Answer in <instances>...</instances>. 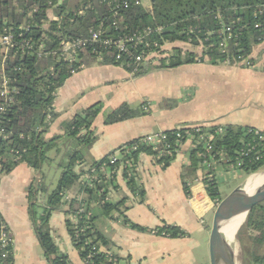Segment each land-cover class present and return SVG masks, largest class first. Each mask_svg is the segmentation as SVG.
Returning <instances> with one entry per match:
<instances>
[{
  "label": "trees",
  "instance_id": "1",
  "mask_svg": "<svg viewBox=\"0 0 264 264\" xmlns=\"http://www.w3.org/2000/svg\"><path fill=\"white\" fill-rule=\"evenodd\" d=\"M128 1L129 7L122 8L115 15L108 6L109 0H0V37L12 39L10 46L0 42V181L23 164L37 172L38 177L27 188L29 215L49 264H72L68 255L57 246L50 227V219L57 211H64L72 244L87 264H124L100 227L101 220H116L117 216L123 225L140 232H152L169 239L188 236L180 227L166 223L149 230L132 224L126 216L128 202L143 204L146 197L134 166H138L141 155H148L162 169L169 168L179 154L176 152L178 138L175 130L166 132L168 140L164 144L169 146L167 150L172 155L159 159L152 146L142 144L141 138L136 139L126 145H136L137 150L125 154L121 147L91 164L90 171L96 170V179L91 185L82 179L86 171L78 172L76 167L86 162V150L96 140L93 125L103 112V104L97 103L85 109L62 125V135L46 139L59 117L53 108L57 93L73 76L69 65L61 58V43L86 37L91 29L103 28L104 35L115 39L151 29L153 34L146 39L151 47L147 50L167 55L158 65L153 62L139 66L133 63L124 65L128 61H116L114 51H102L101 59L91 51L81 57L85 66L100 62L123 67L135 77L156 69H174L191 64H228L250 69L256 66L253 58L255 48L264 43V0H151V10L137 5L134 0ZM155 44L158 47H154ZM177 44L198 51L184 50ZM167 45L173 46L168 52L164 50ZM5 80L8 82L7 95L2 94ZM173 104L176 105L171 102L170 107ZM150 113L147 103L137 108L124 103L105 113L104 124L110 126L146 117ZM202 130L201 134L207 138L209 134L213 135L210 155L216 159L224 155L225 160L220 163L224 172H230V166L236 167L240 162L242 167L237 172L254 174L264 168V132L256 134L250 127L218 125H208ZM62 141L71 142L73 149L60 165L63 172L57 188L44 200L42 169L46 163L54 162L49 158L50 152L56 151L60 155L59 143ZM250 148L254 149L249 157H242V150ZM120 151V158L111 165L110 159ZM210 155L204 142L189 151L191 171L183 183L187 195H190L186 179L202 171L203 176H210L203 180L207 195L219 204L223 198L218 174L215 170L205 174L202 167ZM127 161L133 162L132 168L127 167L123 171L130 196L118 202L109 201L110 194L119 189L117 172ZM104 164H108L110 170H117L111 178L101 171ZM73 191L81 194L87 204L86 212L81 214L77 225L71 221L70 215L77 213L78 199L70 204L65 202V196ZM2 224L5 221L0 215V264H15L11 234L8 245L1 240ZM5 231L10 233L7 225ZM238 237L244 264H264V203L249 213ZM104 248L110 251H103Z\"/></svg>",
  "mask_w": 264,
  "mask_h": 264
},
{
  "label": "crops",
  "instance_id": "2",
  "mask_svg": "<svg viewBox=\"0 0 264 264\" xmlns=\"http://www.w3.org/2000/svg\"><path fill=\"white\" fill-rule=\"evenodd\" d=\"M172 47L167 45L166 52ZM253 58L256 66L250 69L191 64L152 70L141 77L123 67L92 62L59 89L53 105L59 117L47 139L62 135L65 122L97 103L103 104V112L93 125L96 140L86 150V162L76 167L78 172L150 134L195 125L241 126L264 132V43L255 48ZM171 102L176 105L170 107ZM124 103L133 108L147 103L151 113L106 126L105 113ZM190 149L186 144L167 169L151 156H140L139 182L146 197L143 204H133L126 214L132 224L153 230L166 223L180 227L187 237L169 239L116 220L99 222L124 264H210L213 201L205 191L202 171L186 179L190 195L185 191L184 177L191 171ZM37 177L35 170L23 164L0 181V215L13 239L15 264H49L29 215L27 188ZM231 178L230 173L218 171L219 183ZM117 183L119 189L111 194L113 202L130 196L123 171L118 173ZM50 227L57 246L71 263L85 264L72 244L64 211L53 213Z\"/></svg>",
  "mask_w": 264,
  "mask_h": 264
},
{
  "label": "built area",
  "instance_id": "3",
  "mask_svg": "<svg viewBox=\"0 0 264 264\" xmlns=\"http://www.w3.org/2000/svg\"><path fill=\"white\" fill-rule=\"evenodd\" d=\"M137 5L141 4L140 0H134ZM130 3L128 0H109L108 6L111 9V11L117 15L119 11L122 8L127 9L129 7ZM116 25V24H115ZM160 31V30H159ZM153 34V31L151 29H146L143 32H137L133 35H123L119 36L117 39L113 37H108L104 35L103 28H100L99 30H93L91 29L89 31V35L86 37L76 38V39H68L64 40L61 43V58L69 65L71 73L73 75L77 74L81 70H83L86 66L83 63L81 57L83 55H86L89 51H91L92 55L96 56L97 58L101 59V52L102 51H114V57L116 61H128L127 64L124 63V65H130L134 64L136 66H139L144 63H151L153 62L154 65H158L160 60L162 58H165L167 55H160L158 52H150L147 49L151 47L149 43L146 42V39ZM11 37H0V42H3L7 46L11 45ZM144 44V48L139 49L141 45ZM154 47H158L157 44L154 45ZM166 47V46H165ZM164 47V50L166 51ZM7 80L3 83V95H7ZM3 111V109H1ZM208 125H195L190 127H183L176 129L177 132V150L176 152H180L181 149L186 145L190 144V150L197 147L198 143L204 142L206 146V152L210 155L212 153V146L210 141L213 140V135L209 134L208 138L206 135L201 134L203 132V128L207 127ZM184 131V134L181 132ZM222 129H220V132ZM256 134H260L261 132L255 130ZM199 134V135H196ZM198 137V138H197ZM168 140V135L166 132L161 133H155L150 134L147 136H144L141 138V143L152 146L153 150L158 153L157 157L160 159L161 157H165L167 155H172V152L167 150L169 146H164L166 144V141ZM254 149V148H253ZM252 148L248 150H242L241 156L242 157H249L251 151H253ZM132 150H137V146H128L124 145L122 147V151L125 152V154L130 153ZM120 152H117V154L110 159V164L114 165L117 160L120 158ZM202 156V155H201ZM205 157V156H204ZM224 155H220V159H216L213 155H210L209 159H205L204 163L202 164V167L205 169V174H208L209 171L215 170L218 174L219 170H223V166L220 164L222 161H224ZM132 168L133 162L127 161L123 163L118 172L117 170H110V167L108 164H104L101 167V171L106 173L108 178H111L112 175L117 172V174L120 171H124L126 168ZM135 171H139V166H134ZM242 167V162L238 163V165L235 167L234 165L230 166L231 171L237 172L238 169ZM96 170L91 169L90 167L86 170V174L83 176V181H88L90 185L92 184V181L96 179ZM210 178V176H207ZM206 176H203V180L207 178ZM113 194V192L111 193ZM108 197V200H112V196ZM75 198L78 199L79 206L78 211L75 215H70L71 221H73L74 224H78L81 219V214L86 212L87 204L83 202V196L80 194H77L76 191H73L71 193H68L65 196V202L70 204L72 200ZM134 203L132 201L127 203L128 207H131ZM216 204V203H215ZM218 204H216V207ZM215 207V208H216ZM91 216V214L88 215V217ZM90 218V217H89ZM88 218V219H89ZM116 221L122 222L121 220L117 219ZM2 237L1 240L4 243V245H8V243L11 241L10 239V233L6 230V225L2 224ZM103 251H110L109 248L102 249ZM112 254V253H110ZM87 264L86 262H84ZM92 264V262H91Z\"/></svg>",
  "mask_w": 264,
  "mask_h": 264
},
{
  "label": "water",
  "instance_id": "4",
  "mask_svg": "<svg viewBox=\"0 0 264 264\" xmlns=\"http://www.w3.org/2000/svg\"><path fill=\"white\" fill-rule=\"evenodd\" d=\"M257 177H264V173L252 174L242 185L223 198L216 207L210 236V264H239L236 241L245 222L238 227L231 240L224 234L223 229L241 215H246L247 219L256 206L264 203V187H255L252 184ZM218 246L222 254L220 263L216 257Z\"/></svg>",
  "mask_w": 264,
  "mask_h": 264
},
{
  "label": "rangeland",
  "instance_id": "5",
  "mask_svg": "<svg viewBox=\"0 0 264 264\" xmlns=\"http://www.w3.org/2000/svg\"><path fill=\"white\" fill-rule=\"evenodd\" d=\"M140 1L144 9L151 10V7H152L151 0H140ZM51 14L53 15V13ZM181 46L183 47L184 50L190 49L193 51H198V49L191 48L190 46H186V45H181ZM45 137L47 139V135ZM59 147L61 149L60 155L58 156L56 151L50 152L49 158L54 159V162L46 163L42 169L43 187L46 192V194L44 195V200H46L47 197L57 188L62 172H63V169L60 165L63 164L67 160L68 153H70L71 150L73 149V144L68 141H64V142L62 141L59 143ZM226 173H230L232 178L227 183L224 181H221L220 189L222 191V194H221L222 198H225L226 196H228L231 192H233L237 187L242 185L252 175V174H247L245 172H240V171L238 172L230 171ZM257 173H264V168L261 169ZM215 207H216V204L215 202H213V207L210 208L213 213L215 212V209H216ZM236 244H237L238 263L244 264V262L241 260V254L243 252V248L241 247L239 240L236 241ZM262 252H264V249H262Z\"/></svg>",
  "mask_w": 264,
  "mask_h": 264
},
{
  "label": "bare ground",
  "instance_id": "6",
  "mask_svg": "<svg viewBox=\"0 0 264 264\" xmlns=\"http://www.w3.org/2000/svg\"><path fill=\"white\" fill-rule=\"evenodd\" d=\"M252 184L255 187H264V177H257L255 181L252 182ZM246 215H241L235 220H233L226 228L223 229L224 234L227 236L229 240H231L234 236V233L238 229V227L242 226L243 223L245 222ZM216 257L218 263L222 261V254H221V249L218 246L216 250Z\"/></svg>",
  "mask_w": 264,
  "mask_h": 264
}]
</instances>
